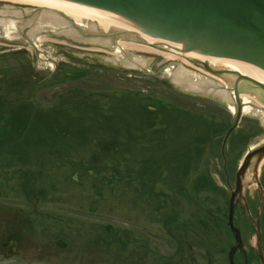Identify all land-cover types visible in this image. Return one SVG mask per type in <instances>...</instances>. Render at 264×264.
I'll return each instance as SVG.
<instances>
[{"label": "rangeland", "instance_id": "rangeland-1", "mask_svg": "<svg viewBox=\"0 0 264 264\" xmlns=\"http://www.w3.org/2000/svg\"><path fill=\"white\" fill-rule=\"evenodd\" d=\"M0 2L12 4V10H16V4L3 0H0ZM38 13H42V10L39 8ZM70 19L71 20H68V22L72 24L75 23L76 25L78 24L86 33H90L89 21L78 23L74 19ZM100 33H112V31L105 32L100 29ZM66 38L65 36L35 37V43H33V38H29V43H0V47L3 46V44L16 43L18 48L22 47L24 51H30V53L26 52V59L32 62L34 67H36L34 79L37 78L38 80H28L26 81L27 84L21 85V88H23L22 93L24 94L21 93L17 100L11 103L12 106L7 96L8 89H10L8 87H11L10 80L8 79L6 82L5 80H0V159L6 160L7 163L18 164V176L21 180H24V186H28L25 195L42 191L44 199L53 202V204H41V211L46 212L56 209L64 213L70 211L71 215L84 216L87 219L86 223L77 224L74 217L69 216L67 224L71 226L73 223L74 226L79 228L84 226L82 231L87 233L92 232L96 228H98L96 230L100 232H104L106 227L126 229L129 218L132 216L137 217L146 206L145 204L139 203V209L132 207L130 203L132 200V185L128 187L125 182H119L120 180L118 178L112 176L111 169L113 167L115 170L122 173H124L123 171L127 165L132 166V168L135 167V176H138V173L141 172L142 177H147L150 180L152 185V196L154 198L159 195V191L162 190V182H165L167 185V190L176 184L177 188L181 189L183 194L202 193L204 196L206 195L203 193L205 185L215 182L219 184L222 183L221 180H219V178H223L220 172V168L222 167L220 155L222 140H217L213 145L218 147L213 148L211 151H209V143H205L204 149L198 148L197 150L195 147L198 146L189 145V147L193 149L186 150H190L187 155L189 158L188 163L193 164V167L200 170L201 173L197 175H185L182 172L186 173L189 169L184 168V163L182 161H177L174 167L181 175L175 172L176 175H174L170 170L166 169L164 165L165 159L162 161V166L160 167V160L164 156L159 149H162L168 143L171 144V141L160 145H158V143L145 144L144 148L142 143L145 142L142 139L125 140L127 145H124L119 142L121 139H114L117 138L115 132L106 131L101 136L98 135V123H100V119L115 117L112 111L110 112L109 118L106 117L105 114H98V112L92 111L87 113L86 117L80 116L75 121L66 122L76 125L75 135L79 138H85V142L75 139L76 142L73 140L71 143L67 144L63 142V140H60L59 135H55L54 131L49 129L53 126L52 124H44L42 122L47 118L48 114H52V109L57 111L63 109L64 106V104H62L64 102V98H62L64 78H60V75L62 71L66 70L62 68L63 65H67L65 61L71 64H73V62L71 60L69 61L67 54H63V49H66V51L69 49V54L71 56L76 55L82 60L96 61L98 63V69L83 68L91 72H96L98 84L85 81L76 83V85H71V87L83 86L92 89L91 91L93 92H98V111H105V108L111 104V109L114 108L113 103L116 105L117 101L135 105L134 107H137L136 111L142 108L160 111V115L164 114L162 108L166 107L168 115L176 114L178 117L183 116L186 122L188 119L192 124H194L192 122L194 121L193 116L196 117L198 114H202L208 125H212L213 123H218L220 125V130L218 129L220 132L217 134H222L226 131L235 120V115L229 108L236 107L234 100L232 102L227 100L228 108H222L211 102V99H219V97L215 96L218 94L212 93L213 91L221 92L230 90L228 82L222 78L223 76H218L215 72L210 73L205 69H201L200 63H196L185 57L170 54L167 50L112 41L113 50L111 51L101 45L79 46V42L66 40ZM35 45L37 48H34ZM69 46L77 48V50ZM3 49L10 48L6 47ZM37 55H41L44 61L38 60ZM126 59L139 60L147 63L140 69H130L127 68L125 64ZM45 61L49 64L51 63L52 67H47L44 64ZM57 63L61 64L58 72L55 74L58 75L54 78H58V81L54 80V84L52 82L48 83L47 81H43L41 76L47 77L55 73ZM179 68L186 69L196 82H203L204 84H198L195 88H188L182 85V83L178 82L173 76ZM204 81H206V83ZM36 84L37 89L35 88ZM26 86L36 89L33 98L34 101H31V92H25L26 90H24V87ZM240 91L243 97L255 99L250 96L248 90L240 89ZM11 92L13 93V91ZM103 93H106L108 96L103 97ZM109 96H112L111 99H107ZM95 99L96 97L92 98L93 101H95ZM255 103L258 104V102ZM89 104L94 105L93 102ZM33 105L38 107V111L28 110V115H26L27 111H25L23 115L16 116L15 111L20 109L24 111L26 109L25 107L33 108ZM249 106L253 107L251 103H249ZM34 112L36 113L35 117L37 116L36 118H38L37 121L34 120L35 118L33 115H30ZM32 117L34 119H30ZM57 118L59 120L62 119L63 116L59 115ZM131 118L134 119L135 115H132ZM10 121H13L16 125H21V127L15 130L20 131L22 128V135L24 136L21 145L23 157L14 140V138L16 139V137H19L20 133H15V131L12 130V134L8 135L1 131L2 127L12 125ZM84 123H88L94 127L79 125ZM142 124V121H136L137 127ZM109 125L117 128L121 126V124L118 123H109ZM158 125L163 129L160 123H158ZM34 126L37 127L33 128ZM40 126L45 127V135H43V133L41 135L38 133L30 134V132H28L30 128L37 129L40 128ZM183 128L184 127L179 123L175 135L178 129ZM135 130L136 128L134 125V131ZM214 131L216 132V130ZM138 135L143 137L142 134ZM169 135L171 134L169 133ZM193 135V137H197L198 139L192 141L205 142V140H200V136L195 135V133ZM131 141L140 143L131 144ZM75 143L78 145L77 148ZM112 143H116L118 149L116 147L111 148L110 144ZM262 143H264V113H261V115L253 112L250 114H243L239 128L234 132L232 139L227 144L228 150L226 156L236 159L240 163L250 149L257 148L261 146ZM61 144L69 145L67 148H73V152L67 154V150H63L64 147H62ZM102 144H106L109 147L107 148L108 151L106 149L105 153L102 152ZM200 144L203 146L204 143ZM214 149H217V153L213 152ZM198 150H203V155L201 152H198ZM54 151L63 152L64 155L62 158L56 159L58 157L55 158ZM193 151H195V154ZM144 152L147 153L145 156L147 158L146 161L150 160L153 163L151 164V170L142 169L145 167V164H138V162L142 160ZM158 153L161 156L158 155ZM9 157H11V159H8ZM190 159H192V161ZM132 162H134V165H132ZM263 167L264 161L261 166L262 170ZM159 168L166 169L164 176L161 175L162 173L159 171ZM35 171L38 173L37 178L35 174L30 175V173ZM28 180L31 181L30 185L28 184ZM79 184L85 187L82 188L81 186L80 188L78 187ZM194 184H198V189L190 190L191 186ZM139 188H141V185ZM216 199L215 197V200ZM155 200L157 201V198H155ZM83 201L84 203H82ZM97 201L98 212L96 213V208L94 207H96ZM23 202V206L31 207L29 200L24 199ZM71 202L75 206V209H73V207L68 209L60 206L63 204L70 205ZM54 203H60V205ZM80 203L86 206L84 209L86 213L80 211V206H78ZM150 205L151 209H149V214L146 216L156 221L160 215L159 207L157 203L155 204V202H153V198ZM28 207L26 208L28 209ZM189 208L190 206H187L186 203L182 204V214L187 215V217L184 218L191 217L192 211H190ZM130 210L134 213L132 214ZM153 222L150 226L148 225L147 228L151 233L153 232L151 228L157 227ZM228 240L229 237L226 236L217 240L219 248H222ZM215 253V250H213L215 263L224 264L227 262L224 255ZM202 255L203 263L205 264L207 255L206 253ZM10 262L11 264L14 262L26 264V260Z\"/></svg>", "mask_w": 264, "mask_h": 264}, {"label": "flooded vegetation", "instance_id": "flooded-vegetation-1", "mask_svg": "<svg viewBox=\"0 0 264 264\" xmlns=\"http://www.w3.org/2000/svg\"><path fill=\"white\" fill-rule=\"evenodd\" d=\"M6 47L10 49H3ZM15 47L14 44L0 47V80L15 79V88L16 85L19 87L12 91H21V82L17 79L24 75L33 78L34 69L22 71L20 59L23 53ZM63 53L73 62L65 61L70 65L62 67L66 69L61 73L64 93L70 97L86 90L92 93L90 88L71 85L85 81L98 84L96 72L83 69H98V63L71 56L69 49H63ZM44 64L50 65L46 61ZM60 65L57 63L55 73L45 80L53 78ZM209 138L213 142L224 139L221 135ZM242 163L243 159L240 163L236 159H225L220 168L222 183L205 185V196L202 193L183 194L176 184L167 190V185L162 182V190L155 197L157 201L152 196L150 180L135 176L133 168L129 169L130 203L136 209L139 203L145 204L146 208L137 217L129 218L126 229L87 233L82 231L84 226L67 224L69 216L74 217L77 224L86 223L84 216L71 215L70 211H61L63 215L57 217L49 212H39L38 207L47 203L42 196L37 197L35 203L30 200L31 207L23 206V180L18 176V164L0 159V264L20 260H26V264H204L203 253L207 255L205 264H218L213 250L224 255L227 264H264V167L262 170L253 162L245 168L238 183ZM144 164L143 169L151 170L150 160ZM166 169L159 168L161 175H165ZM197 189L198 184H194L190 190ZM152 198L159 207L160 215L156 221L146 216ZM183 203L190 206V218H184L187 215L182 214ZM79 206L83 211V204ZM152 222L157 227L151 228V233L147 228ZM223 236L229 240L219 248L217 240Z\"/></svg>", "mask_w": 264, "mask_h": 264}, {"label": "water", "instance_id": "water-1", "mask_svg": "<svg viewBox=\"0 0 264 264\" xmlns=\"http://www.w3.org/2000/svg\"><path fill=\"white\" fill-rule=\"evenodd\" d=\"M38 1L197 28L204 30V35L217 34L223 50L218 53V45L202 48L163 39L158 34L156 37L141 34L138 27L126 30L129 24L117 22H111L113 33L101 36L100 28L90 22L87 34L93 35H80L77 26L64 20L66 15L45 8V13H38V7L17 4L16 10H12V4L3 2H0V43L16 40L29 43V38L35 43V37H62L64 31L81 41L79 46L101 45L112 51L111 40L171 50L200 62L201 69H206L205 63L218 76L239 77V85L247 83V89H264V0ZM241 113L239 101L237 120L227 138L237 127ZM255 156L260 161L264 157V147L251 153L247 161Z\"/></svg>", "mask_w": 264, "mask_h": 264}, {"label": "bare ground", "instance_id": "bare-ground-1", "mask_svg": "<svg viewBox=\"0 0 264 264\" xmlns=\"http://www.w3.org/2000/svg\"><path fill=\"white\" fill-rule=\"evenodd\" d=\"M3 1H7L13 4H17V5L38 7L39 9L42 10V13H45L43 9L45 8V9L66 15L64 18L65 21L71 20L67 18H72L78 23H81L83 21H89L97 25L101 30L105 32L112 31L113 33L111 22L124 23V24H129L126 30L138 27V33H141V34L150 35L154 37H156V34H158V35H162L163 39L172 40V41L185 43V44H189L193 46H198L202 48H210L212 46L218 45V53L223 50L217 34L216 36L204 35L203 34L204 30H198L197 28H191V27L174 25V24L157 22V21L152 22L146 19H140V18H135V17L123 16V15H118V14L106 13V12H101V11L89 10V9H84V8L72 7V6L55 4V3H50V2L38 1V0H3ZM168 29L169 31H167ZM180 33H183V35L186 34L187 36H182L180 35ZM100 34L102 36V35H106L110 33H100ZM177 39H180V41H178ZM109 42L113 45L111 40H109ZM14 45L16 46L17 44L14 43ZM15 48H18V47L16 46ZM19 48L21 49V52L23 53L20 59V63H21L20 65H21L22 71L30 72L34 66L32 62L26 59L27 57L26 52L30 53V51H24L22 47H19ZM155 49H160V48H155ZM161 50H166V49H161ZM167 51L170 54L177 55L180 57H185L171 50H167ZM185 58L189 60H193L188 57H185ZM37 59L44 60L41 55H37ZM193 61L196 63H200L195 60ZM146 63L147 62L139 61V60H132V59H126L125 61L127 68H130V69H140ZM203 64L206 68L205 70H207L210 73L214 72L205 63ZM67 65H70V64L67 63ZM190 75H191L190 72H188L186 69L179 68L173 76L178 82L182 83V85L188 88H195L198 86V84H201V83L204 84L203 82H196ZM30 77L31 75H28V76L24 75V77H22L23 80L17 79V82L20 81L21 83H23L27 80V78H30ZM41 78L45 79L46 77L41 76ZM222 78L228 82V86L230 87V90L221 91V92H215V91L212 92V93H217L218 95H215V96L219 97V99H216V101H213L216 105L223 107L224 105L228 104L227 103L228 101L232 102L234 99L235 101L234 104L236 105L237 111L239 108V101H240L241 106L244 108V114H250L253 112L255 114L261 115V113H264V109H262L264 108V89H247V83L239 85V77L223 76ZM9 80L12 82V84L14 85L16 84L15 79H9ZM54 80H55L54 78H51L49 81H51L54 84ZM204 82L206 83V81ZM240 89L248 90L250 92V96L254 97L255 99H249L248 97H243ZM255 102H258V104ZM11 103H14V100L10 102V104ZM249 103H251L253 107L249 106ZM230 109L232 110L233 113H236L235 108L230 107ZM194 144H196V141L194 142ZM204 145L205 143L203 144V146ZM195 148L197 150L198 148H201V147H195ZM198 152L204 153L203 150H198ZM223 154L224 152L220 153L221 156H223ZM262 159H264V157H262ZM249 161L251 162L252 159H249ZM36 193L38 196L43 197L42 191H37Z\"/></svg>", "mask_w": 264, "mask_h": 264}, {"label": "trees", "instance_id": "trees-1", "mask_svg": "<svg viewBox=\"0 0 264 264\" xmlns=\"http://www.w3.org/2000/svg\"><path fill=\"white\" fill-rule=\"evenodd\" d=\"M147 110V109H146ZM119 113V116H117V117H119L120 119L122 118V117H124V116H126L127 115V117H129L130 116V110L124 105V104H122L121 105V109L118 111ZM138 114H139V116L143 119L144 118V116H145V113H144V111H143V109H141V110H139L138 111ZM119 118H112V119H114V120H117V119H119ZM108 120V119H107ZM142 128V133L144 132V131H146L147 130V128L145 127V126H143V127H141ZM124 129H127V128H120V129H118V128H98V132L99 131H103V132H106V131H112V132H115V135L116 136H123V135H125V134H128V132H123V130Z\"/></svg>", "mask_w": 264, "mask_h": 264}]
</instances>
